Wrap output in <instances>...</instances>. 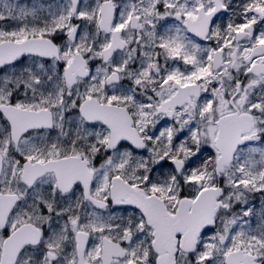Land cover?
I'll return each instance as SVG.
<instances>
[{
    "label": "snow or ice",
    "instance_id": "obj_1",
    "mask_svg": "<svg viewBox=\"0 0 264 264\" xmlns=\"http://www.w3.org/2000/svg\"><path fill=\"white\" fill-rule=\"evenodd\" d=\"M0 264H264V0H0Z\"/></svg>",
    "mask_w": 264,
    "mask_h": 264
}]
</instances>
